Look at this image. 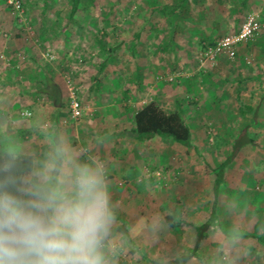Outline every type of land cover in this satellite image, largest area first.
<instances>
[{"label":"rangeland","instance_id":"obj_1","mask_svg":"<svg viewBox=\"0 0 264 264\" xmlns=\"http://www.w3.org/2000/svg\"><path fill=\"white\" fill-rule=\"evenodd\" d=\"M87 4L71 22L70 0H23L28 33L0 0V39L27 41L39 57L45 55L57 81L76 93L82 117L73 122L68 115L62 132L98 158L105 154L100 159L109 166L110 192L121 216L131 222L140 215L170 212L182 222L203 224L213 202V175L206 164L216 168L248 127L255 144L242 148L226 169L216 214L223 225L239 223L245 234L264 235V75L250 72L256 69L253 56L216 62L200 58L210 43L201 39L204 32L217 33L210 40L214 42L237 31L248 15L264 25V0ZM262 36L264 29L251 40ZM106 57L107 68L93 83ZM151 101L166 113L174 111L176 101L182 103L198 152L157 138L140 145L120 135ZM241 105L254 109L256 117L246 110L240 114ZM134 171L136 179L127 178ZM206 234L202 258L209 245ZM245 240L253 248L258 244ZM195 241L194 230L185 226L172 229L166 238L169 246L184 249ZM188 264L200 263L192 258Z\"/></svg>","mask_w":264,"mask_h":264},{"label":"clouds","instance_id":"obj_2","mask_svg":"<svg viewBox=\"0 0 264 264\" xmlns=\"http://www.w3.org/2000/svg\"><path fill=\"white\" fill-rule=\"evenodd\" d=\"M37 142L17 143L0 122V264H188L189 252L166 243L171 213L125 220L114 204L109 166L37 121ZM200 264H244L253 255L239 223L213 221ZM150 257L145 261V257Z\"/></svg>","mask_w":264,"mask_h":264},{"label":"crops","instance_id":"obj_3","mask_svg":"<svg viewBox=\"0 0 264 264\" xmlns=\"http://www.w3.org/2000/svg\"><path fill=\"white\" fill-rule=\"evenodd\" d=\"M216 37L217 33L204 32L201 39L212 42L210 40ZM39 56L34 47L27 44L24 39L10 41L0 39V122L7 119L18 141L8 143L6 147L9 150L19 147L26 141L37 142L34 135L37 121L50 122L60 131L67 128L64 120L66 117L68 120L69 115L66 94L70 89L63 80L57 81L52 71L53 66L44 63L47 61L45 55L42 58ZM244 56H253L251 62L256 69L255 71L250 69V72L259 71L260 76L264 75L263 36L238 48L237 60L241 61V57ZM253 77L255 75L251 78ZM25 112L30 116H23ZM100 158L105 159V154L102 153ZM248 247L253 255L246 259H250V262L246 263L245 260L244 264H264V247L259 243L255 248Z\"/></svg>","mask_w":264,"mask_h":264},{"label":"trees","instance_id":"obj_4","mask_svg":"<svg viewBox=\"0 0 264 264\" xmlns=\"http://www.w3.org/2000/svg\"><path fill=\"white\" fill-rule=\"evenodd\" d=\"M90 1L91 0H70L69 20L72 22L73 17L81 10V7L86 6V4ZM212 43L213 42H210L208 43V45ZM108 61L109 58L106 57L104 61H102V63L99 65V69L96 76L92 78L93 83L97 82L98 76L104 73L105 69L107 68ZM262 98L264 100V96ZM237 100H240L238 96ZM239 110L240 114L242 115L245 114L246 110L248 113H251L253 115V118L256 117V111L248 106L241 105V107H239ZM120 135L130 138L140 145H146L149 141L157 138L162 141H170L173 144L179 145L180 147H183L185 149H193L194 151L198 152L197 148L192 143L191 128L185 119L182 103L179 101H176L175 109L171 113L164 112V110L156 102H149L135 113L133 117V127L129 130L122 131ZM254 144L255 139L250 138L248 133V127H244L240 132L239 136L233 141L232 145L230 146L229 154L225 157V160H223L216 168L213 169L206 164V167L213 175V202L209 216L203 224L194 225L192 223L182 222L178 220L174 214L167 216L169 220L174 219L173 230H177L182 226L194 230L196 241L192 248L186 249L190 254L189 261L192 258H196L200 263L202 259L199 254L200 245L207 237L206 233L209 229V225L213 221L218 222V216L216 214V204L220 188L225 181L226 169L233 162V160L242 148L250 145L252 146ZM132 173L134 174H131V176H128L127 178L136 179L138 172L134 171ZM245 238L254 239L264 247V235L262 234L247 233L245 234ZM144 259L145 261L148 260L146 257Z\"/></svg>","mask_w":264,"mask_h":264},{"label":"built area","instance_id":"obj_5","mask_svg":"<svg viewBox=\"0 0 264 264\" xmlns=\"http://www.w3.org/2000/svg\"><path fill=\"white\" fill-rule=\"evenodd\" d=\"M10 14L17 23L22 27L23 32H31V26L26 22L23 0H4ZM264 25L257 16L248 15L240 28L205 47L200 58L204 62H216L221 58L234 61L237 56V50L249 40L256 37L262 30ZM51 58V57H50ZM247 61V60H246ZM68 112L73 122L78 121L82 117V107L76 97V93L69 90L68 96ZM23 116H30L25 112Z\"/></svg>","mask_w":264,"mask_h":264}]
</instances>
